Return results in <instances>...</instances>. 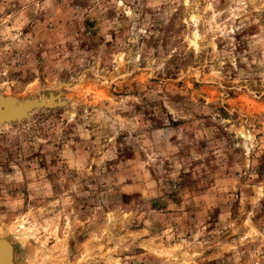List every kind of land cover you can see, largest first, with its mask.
Wrapping results in <instances>:
<instances>
[{
	"label": "rangeland",
	"instance_id": "rangeland-1",
	"mask_svg": "<svg viewBox=\"0 0 264 264\" xmlns=\"http://www.w3.org/2000/svg\"><path fill=\"white\" fill-rule=\"evenodd\" d=\"M0 95L14 263L264 264V0H0Z\"/></svg>",
	"mask_w": 264,
	"mask_h": 264
},
{
	"label": "bare ground",
	"instance_id": "bare-ground-1",
	"mask_svg": "<svg viewBox=\"0 0 264 264\" xmlns=\"http://www.w3.org/2000/svg\"><path fill=\"white\" fill-rule=\"evenodd\" d=\"M199 36L198 33L194 34L193 41L197 42L196 39ZM7 98L6 96L0 95V123L3 121L2 119L7 115H20L24 112L25 109L29 108L30 104H17L15 107L12 104H7ZM40 98V97H39ZM50 98V97H49ZM14 99V98H13ZM15 100V99H14ZM37 102V101H36ZM15 103H18L17 100H15ZM33 104V103H32ZM9 107H13L14 110L10 111L8 110ZM27 113V110L16 119H22V117ZM9 120V119H8ZM14 247L9 239L6 237H0V264H16L14 263Z\"/></svg>",
	"mask_w": 264,
	"mask_h": 264
},
{
	"label": "water",
	"instance_id": "water-1",
	"mask_svg": "<svg viewBox=\"0 0 264 264\" xmlns=\"http://www.w3.org/2000/svg\"><path fill=\"white\" fill-rule=\"evenodd\" d=\"M33 103V104H32ZM7 104H12L14 107L17 105V104H30L29 106V108H27V109H25V110H30L31 108H33V107H36V106H39V105H44V104H46V103H40V102H34V101H24V102H18V103H15V100L14 99H11V98H7ZM25 110H24V112H25ZM23 112V113H24ZM23 113H21L20 115H7V116H5L2 120H13V119H16V118H19ZM25 116V115H24Z\"/></svg>",
	"mask_w": 264,
	"mask_h": 264
}]
</instances>
